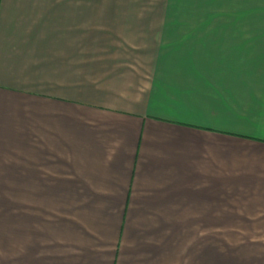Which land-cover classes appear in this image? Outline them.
<instances>
[{
  "label": "crops",
  "instance_id": "crops-1",
  "mask_svg": "<svg viewBox=\"0 0 264 264\" xmlns=\"http://www.w3.org/2000/svg\"><path fill=\"white\" fill-rule=\"evenodd\" d=\"M163 2L0 0V264H264V0Z\"/></svg>",
  "mask_w": 264,
  "mask_h": 264
},
{
  "label": "rangeland",
  "instance_id": "rangeland-1",
  "mask_svg": "<svg viewBox=\"0 0 264 264\" xmlns=\"http://www.w3.org/2000/svg\"><path fill=\"white\" fill-rule=\"evenodd\" d=\"M162 1V0H161ZM148 7L149 10H189V11H207L216 12L217 11V0H164L161 4L150 3L149 5H144ZM204 8V9H203ZM209 23V26H216L217 20H189V26H198L199 24ZM192 246V245H190Z\"/></svg>",
  "mask_w": 264,
  "mask_h": 264
}]
</instances>
